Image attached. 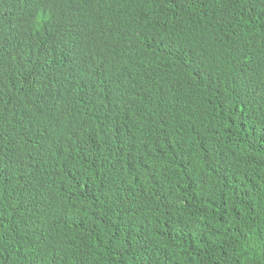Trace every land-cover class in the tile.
I'll return each instance as SVG.
<instances>
[{
    "label": "trees",
    "instance_id": "16d2710c",
    "mask_svg": "<svg viewBox=\"0 0 264 264\" xmlns=\"http://www.w3.org/2000/svg\"><path fill=\"white\" fill-rule=\"evenodd\" d=\"M14 1L0 0V264H264V0H80L98 2L76 36L47 30L30 57L1 51ZM111 88L117 107L77 115ZM76 120L103 125L90 137Z\"/></svg>",
    "mask_w": 264,
    "mask_h": 264
},
{
    "label": "clouds",
    "instance_id": "9594fccd",
    "mask_svg": "<svg viewBox=\"0 0 264 264\" xmlns=\"http://www.w3.org/2000/svg\"><path fill=\"white\" fill-rule=\"evenodd\" d=\"M59 4L56 7L46 6V3H50L51 0H15L14 4L16 7V15H17V24L10 26L9 31L12 33V37L8 39H1L2 52L13 48L14 46H25L26 50H24L23 56L30 57L34 53L44 51L43 46L46 45V31L50 30L55 38H57L61 32L67 36V31L73 35L75 34V26H77L80 22L74 17L78 16L80 13L84 15V5L86 2H82L80 0H56ZM95 0L91 1L94 2ZM24 2L29 4L28 6H24ZM98 2V1H97ZM97 2L91 4L88 8L91 10L97 5ZM35 7H39L40 11L35 12ZM111 19L109 20H121L127 22V27L129 31L135 32L136 23L133 18L127 15H111ZM60 34H57V33ZM102 35V34H101ZM103 36V35H102ZM68 39V37H67ZM11 41L12 43L4 48L6 42ZM97 43H105V39L103 38L100 41H96ZM46 65V62L44 61ZM73 65V64H71ZM99 94L102 97V100L99 102L94 101L93 99L86 105H78L80 101L76 100L75 109L78 111H82L77 115H85L89 118V120H93L97 115L105 113L109 109H113L117 107L122 100V95L118 93V89L114 90V88L107 90H100ZM83 121L76 120V122H72V130L76 129L78 126L82 125L84 128L85 134H89L90 137H96L98 135V131L102 128V123L97 122L93 123V125L89 128L88 125L82 124ZM118 135V136H117ZM135 135L132 128H125L123 130H117L114 135L113 141L109 146H91L97 147V151L101 153L96 157L104 156L106 161L107 157L109 158L112 155V151L109 150L111 145L123 146L129 139H131ZM117 138L115 139V137ZM99 139L94 138L95 141L105 140L104 137H97ZM117 164L111 163V167L116 171L117 176L122 179V170L120 163L118 164L117 159L114 160ZM120 168V169H119ZM144 188L138 187L137 189V197L140 199H147V196L144 193ZM27 231L19 230V236H23Z\"/></svg>",
    "mask_w": 264,
    "mask_h": 264
}]
</instances>
